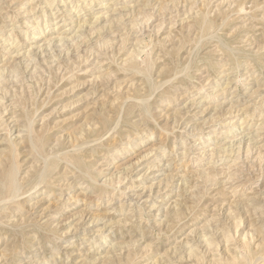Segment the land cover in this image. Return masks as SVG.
Masks as SVG:
<instances>
[{
    "label": "rangeland",
    "instance_id": "rangeland-1",
    "mask_svg": "<svg viewBox=\"0 0 264 264\" xmlns=\"http://www.w3.org/2000/svg\"><path fill=\"white\" fill-rule=\"evenodd\" d=\"M0 72V264H264V0H0Z\"/></svg>",
    "mask_w": 264,
    "mask_h": 264
},
{
    "label": "bare ground",
    "instance_id": "bare-ground-1",
    "mask_svg": "<svg viewBox=\"0 0 264 264\" xmlns=\"http://www.w3.org/2000/svg\"><path fill=\"white\" fill-rule=\"evenodd\" d=\"M16 53V52H15ZM1 73V72H0ZM10 118V117H9ZM14 121V120H13ZM16 125V124H15ZM21 128V127H20ZM12 134V133H11ZM252 138V137H251ZM251 140V139H250ZM240 144V143H239ZM17 171H15L14 169H12L10 172H8L7 174H6V176H5V181H6V183H7V186H8V188L10 189V191L11 192H14V194H15V192L17 191V187H16V181H15V173H16ZM44 175V174H43ZM39 184V183H38ZM19 191V190H18ZM17 194V193H16ZM207 244V243H206ZM207 245H209V243L207 244ZM234 245V244H233ZM235 245H237V244H235ZM205 246V245H204ZM211 246V245H210ZM235 247V246H234ZM205 250H206V248H205ZM237 250V249H236ZM207 251V250H206ZM234 251V250H233ZM228 259V258H227ZM231 259H233V257L231 258ZM229 261V260H228ZM234 261V260H233ZM226 263H228L227 261H226ZM192 264V263H191Z\"/></svg>",
    "mask_w": 264,
    "mask_h": 264
}]
</instances>
